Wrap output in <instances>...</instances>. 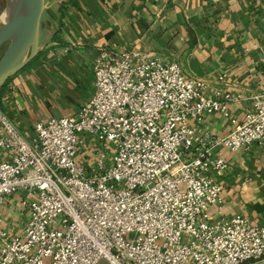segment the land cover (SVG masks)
Instances as JSON below:
<instances>
[{"label":"built area","instance_id":"2783aa9c","mask_svg":"<svg viewBox=\"0 0 264 264\" xmlns=\"http://www.w3.org/2000/svg\"><path fill=\"white\" fill-rule=\"evenodd\" d=\"M204 90L174 62L101 49L93 95L75 117L36 123L28 140L0 109V208L22 193L27 211L16 231L0 210V264L264 260V227L215 219L221 188L212 177L227 169L220 148L264 146V91L213 137L197 125L229 117L238 99Z\"/></svg>","mask_w":264,"mask_h":264},{"label":"crops","instance_id":"0c3cea01","mask_svg":"<svg viewBox=\"0 0 264 264\" xmlns=\"http://www.w3.org/2000/svg\"><path fill=\"white\" fill-rule=\"evenodd\" d=\"M40 52L0 90V109L28 140L36 123L75 117L94 92L101 49L141 52L174 62L205 84L204 96L238 99L229 117L210 114L197 125L227 135L264 91V0H46ZM224 153L216 220L236 216L264 227V146ZM16 193L0 208L6 226L20 230L27 211Z\"/></svg>","mask_w":264,"mask_h":264},{"label":"water","instance_id":"95a60500","mask_svg":"<svg viewBox=\"0 0 264 264\" xmlns=\"http://www.w3.org/2000/svg\"><path fill=\"white\" fill-rule=\"evenodd\" d=\"M46 9V0H5L0 16V90L38 56Z\"/></svg>","mask_w":264,"mask_h":264},{"label":"rangeland","instance_id":"374dc122","mask_svg":"<svg viewBox=\"0 0 264 264\" xmlns=\"http://www.w3.org/2000/svg\"><path fill=\"white\" fill-rule=\"evenodd\" d=\"M4 6H5V0H0V16L2 15L3 13V10H4ZM3 53V50H1L0 52V56L2 55ZM99 150L103 151V148H99ZM109 153V152H108ZM133 236H131L132 238ZM99 264H104V262H100Z\"/></svg>","mask_w":264,"mask_h":264}]
</instances>
